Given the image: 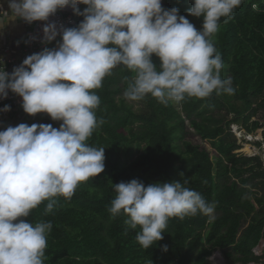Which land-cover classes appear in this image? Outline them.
Wrapping results in <instances>:
<instances>
[{"label":"clouds","instance_id":"obj_1","mask_svg":"<svg viewBox=\"0 0 264 264\" xmlns=\"http://www.w3.org/2000/svg\"><path fill=\"white\" fill-rule=\"evenodd\" d=\"M6 2L7 9L0 2V30L16 20L45 22L41 43L57 42L28 55L11 73L0 69V98L11 91L22 97L25 113H46L61 122L58 128L20 123L0 130V264H45L52 224L25 218L41 204L45 215L53 213L60 197L70 201L82 182L105 170V148L88 143L104 123L96 116L101 100L94 90L123 66L133 73L123 93L128 101L150 94L167 106L234 94L232 78H222L224 64L212 38L221 19L233 18L243 0H194L187 11L203 17L201 29L162 0ZM66 6L83 17L78 26L51 19ZM10 110L5 105L0 112ZM186 183H113L116 195L108 211L113 217L123 211L126 231L138 230L136 240L147 250L164 239L170 219L213 213L215 205Z\"/></svg>","mask_w":264,"mask_h":264},{"label":"trees","instance_id":"obj_2","mask_svg":"<svg viewBox=\"0 0 264 264\" xmlns=\"http://www.w3.org/2000/svg\"><path fill=\"white\" fill-rule=\"evenodd\" d=\"M162 3L178 8L197 29L202 28L203 17L187 11L194 0ZM254 3L243 0L233 18L227 23L221 19L212 38L222 56V78H232L234 94L213 93L207 99L167 106L149 94L146 108L137 111L123 95L133 75L123 66L94 90L101 100L96 116L104 123L88 143L105 148V170L82 182L70 201L60 197L53 213L45 215L41 204L25 218L52 224L45 264H210L217 249L234 263L261 261L253 250L264 234V170L260 157L235 152L241 145L231 131V125L240 121L248 132L254 131L259 122L252 126L248 122L264 110V10H255ZM79 7L83 10L86 5ZM74 16L78 26L83 17ZM153 61L160 63L155 56ZM26 117L29 126L44 123L58 128L61 123L46 113ZM237 133L248 136L239 129ZM190 134L207 141L214 153L188 139ZM244 144L243 151L252 152L250 143ZM134 178L145 185L186 180L185 186L214 204V211L170 219L164 239L145 250L136 240L138 230L126 231L123 211L116 217L108 211L116 195L113 183ZM163 245L168 246L166 252Z\"/></svg>","mask_w":264,"mask_h":264},{"label":"built area","instance_id":"obj_3","mask_svg":"<svg viewBox=\"0 0 264 264\" xmlns=\"http://www.w3.org/2000/svg\"><path fill=\"white\" fill-rule=\"evenodd\" d=\"M253 8L257 11L264 10V0H255V3L253 4ZM73 8L71 6H66L64 9L59 10L57 14L52 17V20H55L59 24L64 25L65 27H75L77 26V21L74 16ZM45 22H33L31 24L26 23V26L28 28L27 37L25 41H19V45L21 46V53L15 54L13 52V48L10 44H8L7 35L2 36V40L4 42L5 49L3 51H0V69L5 67V70L9 73H11L14 69V67L19 66L22 64L23 60L33 53H37L41 51L44 47H56L57 42L53 41L52 43L45 45L41 43L42 39V29ZM32 37H37L36 39H32ZM60 37H57V40H59ZM5 105H10L11 110L7 112H0V121L4 120H23L27 113L22 108V97L12 93L9 91V95L6 99L0 98V109H2ZM256 116H253L250 121H258L255 120ZM254 123V122H253ZM233 131L237 133L238 127H242L238 124H232ZM257 129H255L252 132H248L245 127H242V129H239L240 131H243L244 133H247L248 136L242 135L241 138L245 139V142H249L252 153H246L242 151V147L245 145L244 143L239 144L241 145V148L237 150L238 154H243L248 157H260L264 156V143L258 144L259 141H264V124L259 125ZM253 135V138L250 139L249 136ZM239 136V134H238ZM259 153V154H257ZM262 167L264 170V159H261ZM264 241V236L262 238ZM260 245V244H259ZM259 245L254 248V253L258 255L257 250L260 251V255L264 254V249L260 248ZM249 264H257L255 262H250Z\"/></svg>","mask_w":264,"mask_h":264},{"label":"rangeland","instance_id":"obj_4","mask_svg":"<svg viewBox=\"0 0 264 264\" xmlns=\"http://www.w3.org/2000/svg\"><path fill=\"white\" fill-rule=\"evenodd\" d=\"M9 25H11L9 23ZM3 30H0V51H3L5 49V47L2 45V42H1V36H2V33ZM18 42L15 41V40H11L10 41V45L12 46H15L17 45ZM146 98V97H145ZM133 104L134 108L137 110V111H142L146 108V105H145V100H142V101H129ZM220 115H224L225 113H219ZM28 117V116H27ZM27 117H25L23 120L21 121H18V120H4V121H0V130H5L8 126H17L19 125L20 123H27ZM227 117V116H226ZM234 115H229L228 118L231 119L233 118ZM256 119L255 120H258V121H249L248 122V125L249 126H252L253 125V122H259V124L263 125L264 124V110H260L258 112V114L256 115L255 117ZM242 127H245V129H247V125H245L243 123V121H240L239 123H236ZM191 126L189 125V130L191 129L190 128ZM192 130V129H191ZM231 131L233 132V136L236 138L237 140V143L238 144H241L245 142V139L244 138H241L240 136H238V133H235L233 131V126L231 125ZM247 131H249L247 129ZM256 131V130H255ZM252 132V131H251ZM251 138H253V135L250 136ZM188 139H190L191 141H193L194 143L196 144H201L203 147H206L208 149H210L211 152L214 153V150L210 147V144L207 142V141H201V139L199 137H195V135L193 134H190L188 136ZM264 141L261 140L259 141L258 144H263ZM242 151L244 150V147L241 148ZM244 152V151H243ZM246 153H252L251 151L249 152H246ZM263 240H261L260 242V245L259 247H261V244H262ZM264 249V248H263ZM264 252V251H263ZM257 253L258 255L257 256H262V259L260 262H258V264H264V254L263 255H260V251L257 250ZM209 260H210V264H240V263H234L232 262L230 259L226 258L223 251L222 250H219L217 249L212 255L211 257H209Z\"/></svg>","mask_w":264,"mask_h":264},{"label":"crops","instance_id":"obj_5","mask_svg":"<svg viewBox=\"0 0 264 264\" xmlns=\"http://www.w3.org/2000/svg\"><path fill=\"white\" fill-rule=\"evenodd\" d=\"M0 2H2L4 4V8L7 9L8 8V4L6 2V0H0ZM11 25H7V27L5 29H3V35H7V40H8V44H10L11 40H15L18 42L17 45L12 46L13 48V52L15 54H20L21 53V46L19 45V41H25L26 37H27V32H28V28L26 26V22L23 20H16L14 22L10 23ZM2 36H1V42L2 45L4 46V42L2 40ZM237 153V150L235 151ZM246 156V155H245ZM264 236V234H263ZM255 254V253H254ZM256 255V254H255ZM263 255V254H262ZM257 256V255H256ZM260 257V256H259ZM254 262V261H252ZM257 263V262H255ZM241 264V263H240ZM258 264V263H257Z\"/></svg>","mask_w":264,"mask_h":264},{"label":"bare ground","instance_id":"obj_6","mask_svg":"<svg viewBox=\"0 0 264 264\" xmlns=\"http://www.w3.org/2000/svg\"><path fill=\"white\" fill-rule=\"evenodd\" d=\"M251 138V137H250ZM252 139V138H251ZM260 248H264V241L262 242L261 244V247Z\"/></svg>","mask_w":264,"mask_h":264},{"label":"water","instance_id":"obj_7","mask_svg":"<svg viewBox=\"0 0 264 264\" xmlns=\"http://www.w3.org/2000/svg\"><path fill=\"white\" fill-rule=\"evenodd\" d=\"M239 129H242V127H238Z\"/></svg>","mask_w":264,"mask_h":264}]
</instances>
